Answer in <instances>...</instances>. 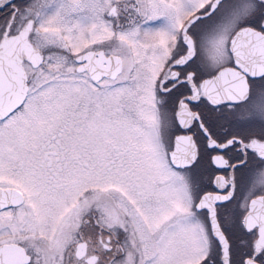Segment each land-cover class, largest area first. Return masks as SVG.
Masks as SVG:
<instances>
[{"label":"snow or ice","instance_id":"1","mask_svg":"<svg viewBox=\"0 0 264 264\" xmlns=\"http://www.w3.org/2000/svg\"><path fill=\"white\" fill-rule=\"evenodd\" d=\"M0 264H264V0H0Z\"/></svg>","mask_w":264,"mask_h":264}]
</instances>
